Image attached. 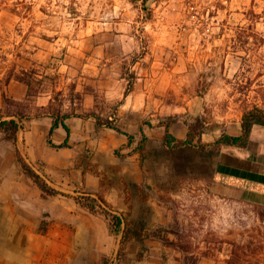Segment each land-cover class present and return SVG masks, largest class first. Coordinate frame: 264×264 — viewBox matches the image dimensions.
<instances>
[{
	"label": "rangeland",
	"instance_id": "rangeland-1",
	"mask_svg": "<svg viewBox=\"0 0 264 264\" xmlns=\"http://www.w3.org/2000/svg\"><path fill=\"white\" fill-rule=\"evenodd\" d=\"M15 74L30 82L22 100L30 117L61 109L95 113L117 127L119 103L134 82L152 81L150 106L159 107L144 124L161 127L147 146L144 132L133 137L135 148L142 139L143 149H135L139 180L110 178L122 188L116 197L123 207L104 196L115 192L99 193L107 201L104 216L76 199L95 195H74L93 216L90 230L108 232L109 246L117 240L99 264H227L229 258V264H264V225L254 211L264 204V126L251 128L245 146L215 142L240 133L246 108H264V0H0V78ZM49 97L51 104L39 109ZM0 100L4 112L19 108L5 106L1 92ZM175 123L176 133L194 125L191 145L160 143L159 134ZM10 147L0 131V181L6 172L12 176L15 164L23 172ZM91 151L87 146L77 156L79 164L86 166ZM15 193L0 186V252L5 216L19 224L35 213L18 201H30L27 192ZM45 210L41 232L53 223ZM110 214L121 219L117 231Z\"/></svg>",
	"mask_w": 264,
	"mask_h": 264
},
{
	"label": "crops",
	"instance_id": "crops-1",
	"mask_svg": "<svg viewBox=\"0 0 264 264\" xmlns=\"http://www.w3.org/2000/svg\"><path fill=\"white\" fill-rule=\"evenodd\" d=\"M151 84L152 81L149 79H145L144 83L139 80L135 81L118 106L117 125L133 137L141 132V128L145 133L146 146L149 145L148 141H152L151 137H153L154 131L161 127L144 124L145 119L149 115H153L151 110H158L159 107L150 106ZM26 87L19 81H10L5 89L13 94L14 99L21 101L25 98ZM50 98L36 104L37 107H45ZM197 107L185 106V109L192 112ZM91 117L93 116L71 115L66 118L64 121L69 127V135L66 136L65 130L60 124L51 133V140L56 146L46 141V134L53 121L52 117L47 115L24 119L23 129L17 134L16 141L6 140L13 147L10 148L14 152L12 153L10 150L9 153H11L14 162H16L15 147L19 149L30 165L33 166V162L37 160L42 161V168L35 167V170L43 175L51 186L64 191L65 194L43 198L40 189L24 172L19 170L17 164L13 168L12 176L8 177L7 172L4 174L0 186L4 187L5 192H10L14 196L15 192H27L31 202L26 199L18 201L23 206L35 208V213L31 216L27 213L19 224L5 216L4 222L9 224V227L4 228L2 233V237L6 241L0 252V264H99L98 256L107 254L118 246L117 240L112 246H109L108 232L95 231L93 228L90 230L87 222L90 225L93 216L77 206L74 195L77 193L96 195L106 191L115 192V194L104 196L107 201L114 202L117 207L122 208L123 200L116 197L117 192L122 188L110 178L119 175L124 179L139 180L138 151L134 149L136 141L132 139L128 146L121 149L120 155L114 154L111 150L125 146L127 136L114 130L113 134H109L108 129L103 125L96 126ZM169 128L170 133L176 138H185L187 132L185 127L180 133H176V123ZM159 135L162 144V133ZM65 138L67 145L58 146ZM105 145L107 153L102 154L101 151L105 149ZM87 146H90L92 151L90 156L86 157L88 162L85 166L82 163L79 164L77 156L81 155ZM65 151L70 154L67 159L60 156L61 153L65 154ZM17 188L21 189L14 190ZM45 203H47V208ZM63 206H67L68 209H63ZM44 210L49 211V217L53 218V223L45 232H41L37 225L41 221V212ZM80 223L84 228L81 229L79 226V229H75ZM100 238L102 241L94 242Z\"/></svg>",
	"mask_w": 264,
	"mask_h": 264
},
{
	"label": "trees",
	"instance_id": "trees-1",
	"mask_svg": "<svg viewBox=\"0 0 264 264\" xmlns=\"http://www.w3.org/2000/svg\"><path fill=\"white\" fill-rule=\"evenodd\" d=\"M253 15H255L252 12ZM23 74V73H22ZM22 74H15L14 77H11V75L6 76L3 80L0 78V92L1 96L4 102L5 106L8 105H17L19 108L14 111H7L4 112L2 109L0 110V131L2 132L3 138L12 142H15L17 139V134L23 129V121L24 119H27L30 117V115L26 112V109L28 106L27 104H24L23 101L16 100L10 96L7 95L4 87L7 85V83L11 79H15L16 81H19L21 83H24L27 86V91H26V99L30 95V82L29 80L25 79ZM128 89L125 91V94L127 93ZM52 102V97L49 99V105ZM45 107H39V109H43ZM35 116H40V115H47L52 117L53 121L52 124L46 134V141L53 145L56 146L51 140V133L54 128H56L59 124L63 127V129L66 132V136L69 135V127L65 123V119L70 117L71 115L73 116H93L95 118V124L96 126H105L110 129H113L119 133L125 134L127 136V144L125 146H121L118 148L114 149V154L120 155L119 151L120 149L128 146L130 142L133 139V136L125 131H123L121 128L115 126L112 124L111 120L105 119L103 120L101 117L96 116L95 113H86V114H73L70 112H62L61 109H58L57 111H42V112H37L34 114ZM254 125H261L264 126V108L259 107L258 105H252V107L246 108L241 115V120H240V128L241 131L239 134H228L224 133L219 138L215 141L216 143H227L230 145H235V146H245L249 142V135L251 128ZM140 131L143 135L142 129L140 128ZM194 125L189 124L188 129L186 132V136L183 139L176 138L172 133H170L168 129V125L165 126L164 129V134H163V142L164 144L169 147V148H181L185 147L187 145H191L194 140ZM67 145V139L60 143L58 146H66ZM134 149H138L141 151L143 149L142 147V139L138 143V146ZM15 156L18 164L20 165L22 171L31 179V181L40 189L41 195L43 197H47L50 195H57V194H62L59 190L51 186L47 180L44 178L43 175H41L39 172H37L23 157L21 152L17 147H15ZM227 183H234V181H225ZM254 190H260L256 187H252ZM83 197V196H82ZM77 202L83 206L86 207L90 212L92 213H100L104 216L109 215L107 211L104 210L103 206L107 205V201L103 196L100 194H96L94 198H82L84 200H80L81 198H76ZM254 211L256 213L257 219L260 221L262 225H264V204L257 203L254 206ZM111 215V224L114 225L115 229L114 231H117L120 228L121 224V219L120 217L110 214ZM141 228L136 227L133 230V237L137 240H141L142 234H141ZM141 253L137 252V256L141 258ZM232 257L239 258L240 254L237 253L235 250L232 251ZM231 257V258H232ZM230 263V258L227 260V264Z\"/></svg>",
	"mask_w": 264,
	"mask_h": 264
}]
</instances>
